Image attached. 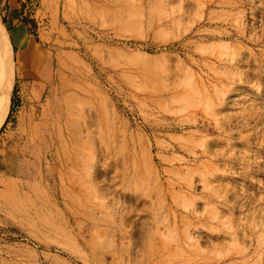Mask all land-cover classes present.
Segmentation results:
<instances>
[{
  "label": "rangeland",
  "instance_id": "obj_1",
  "mask_svg": "<svg viewBox=\"0 0 264 264\" xmlns=\"http://www.w3.org/2000/svg\"><path fill=\"white\" fill-rule=\"evenodd\" d=\"M4 7L0 264H264V0Z\"/></svg>",
  "mask_w": 264,
  "mask_h": 264
},
{
  "label": "crops",
  "instance_id": "obj_2",
  "mask_svg": "<svg viewBox=\"0 0 264 264\" xmlns=\"http://www.w3.org/2000/svg\"><path fill=\"white\" fill-rule=\"evenodd\" d=\"M3 1L4 10L8 24L11 27V36L14 40H17L19 45L18 48L23 54L30 50V53L34 56L38 47L35 45L33 39L28 38V35L25 32V25L22 23V16L33 17L35 16L38 4L41 0H1ZM34 13V14H33ZM23 62L25 61L22 60ZM22 62V63H23ZM36 67L33 61H26L22 65V85L28 86V92L26 94L32 97L37 96V94L44 89V82L39 80L35 75Z\"/></svg>",
  "mask_w": 264,
  "mask_h": 264
},
{
  "label": "bare ground",
  "instance_id": "obj_3",
  "mask_svg": "<svg viewBox=\"0 0 264 264\" xmlns=\"http://www.w3.org/2000/svg\"><path fill=\"white\" fill-rule=\"evenodd\" d=\"M6 62V61H5ZM1 65V64H0ZM4 64L1 65V67H3ZM7 65V64H5ZM4 65V66H5ZM5 68V67H4ZM7 69V68H6ZM3 71V70H2ZM7 111V100H2L0 99V121L2 120V118H4L5 114Z\"/></svg>",
  "mask_w": 264,
  "mask_h": 264
},
{
  "label": "trees",
  "instance_id": "obj_4",
  "mask_svg": "<svg viewBox=\"0 0 264 264\" xmlns=\"http://www.w3.org/2000/svg\"><path fill=\"white\" fill-rule=\"evenodd\" d=\"M0 2H1V0H0ZM23 17H24V18H23ZM23 17H22V21H24V23H25L26 25H30L29 22L26 21L27 17H26L25 15H24ZM14 95H15V89L13 88V90H12V99H11L12 107H13V99H14ZM0 168H1V162H0Z\"/></svg>",
  "mask_w": 264,
  "mask_h": 264
}]
</instances>
